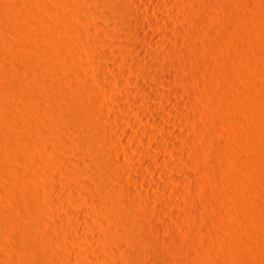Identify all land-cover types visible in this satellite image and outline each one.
<instances>
[{
	"label": "rangeland",
	"instance_id": "obj_1",
	"mask_svg": "<svg viewBox=\"0 0 264 264\" xmlns=\"http://www.w3.org/2000/svg\"><path fill=\"white\" fill-rule=\"evenodd\" d=\"M70 1L72 0H0V264H40L38 249L44 248L43 236L51 230L57 236L60 231V234L63 230L69 231V234L66 231L68 236H63L58 245L61 249L68 248L70 251L65 253L67 257L60 258L59 262H62L58 264H156L155 260H158L157 264H166V261L168 264L171 260L169 255L172 259H178L180 264L185 261V264H264V0H184L187 2H184L183 7L182 3L178 5L179 1H168L174 9L173 13L176 12L181 17L178 15L179 19H176L173 18L176 14H168L167 24L174 21L171 25L181 27L185 33L193 13L197 17L195 19L193 15L192 19L194 18V27H198V32L195 29L196 33L189 35V46H185L191 47L188 51L185 48L184 51L175 48L176 56L173 54L175 59H179L177 61L189 64L186 66L191 73L188 82L191 84H188L190 88L186 82H175V68L171 69L173 81L167 84L149 76L148 70H143L141 61L148 55L144 51L141 52L142 55L130 48V32L120 26L125 22L122 18L126 5H131V2L110 0L112 7L117 9V17L98 13L93 19H89L84 11L81 15L73 16V19L63 15L65 6ZM186 7L189 11L184 13ZM190 10H193L192 13ZM58 11L63 12L62 16H57L60 13ZM55 16L56 22L52 24ZM96 21L105 25L104 32L97 30ZM157 22L162 23L159 20ZM73 23L76 24L75 27ZM159 23L156 25L161 26ZM152 37V41L155 39V52L162 55L170 52L171 48L165 46L169 39L167 35L154 36V39ZM93 40L98 46L107 48L110 55L100 56L94 53V47L90 45ZM114 40L121 41L111 42ZM244 43L248 44L245 46ZM123 51L127 53L124 54ZM131 56L135 61L136 58L140 60L134 68L126 63ZM146 57L144 60L154 62L156 68L159 65L158 70L163 74L162 68L167 60L159 62L154 56ZM106 67L107 70L104 69ZM58 71L61 73L58 74ZM78 71L80 74H76ZM53 73L57 74L58 82L62 74L67 79L71 78L73 86H78V83L74 84V79L76 82L82 80L77 76L86 74L83 76L88 80L84 79L85 93L101 102H98L95 110L87 112L90 119L96 120H92L93 122L101 120L105 123L111 117L117 128L128 130L138 138L143 137L139 128H147L152 132V136L148 138L149 146L157 148L159 144L163 146L165 143V149L159 150L161 152L158 151L156 157L161 165L154 164L153 157L141 149L140 143L135 144L136 142L120 135L116 137L113 133L109 135L110 132H106L109 139H120L117 143L118 150L121 149L118 152L120 156L113 150L110 151L109 145L106 150L109 159H117L123 163H119L120 168H117L120 178L122 175L121 182L130 184L132 181L127 173L133 171L137 177L135 182L142 190L139 194V189L133 187V192L129 194L131 197L126 195V199L131 198L130 205L127 200L128 204L121 201L120 195H114L113 192L106 195L113 198V205L103 203L106 202L105 197L98 192L94 194L90 189L89 184L93 178L84 170L96 161L93 150L82 142V136L66 132V128L72 127V116L64 106L66 99L63 100L62 91L65 92V89L58 85ZM49 74L50 77L53 76L50 84ZM142 83L157 88L147 90L142 87ZM58 89H63L62 96ZM169 94L175 95V99H169L168 102ZM191 94L194 98H190ZM124 107L133 112L132 118L126 117L127 109ZM141 109L151 119L141 116ZM98 110L104 111L103 115L108 110V118L101 116L102 112L99 114ZM117 115L123 118L119 120ZM155 117L161 119L162 124ZM133 124L135 128L132 127ZM58 125L62 126L59 128ZM179 143L188 151H184ZM122 150L129 151L131 160ZM136 158L151 163V172L153 168L152 173L155 172L158 176L149 173L146 178ZM41 164L45 166L41 167ZM123 167H127L125 171L129 169L126 174L123 173ZM119 171H115L116 174ZM161 171H165L167 176ZM146 179H157L166 187L153 188L144 183ZM187 183L190 185L187 186ZM69 186L77 190L80 188V191H76L79 194L69 192L72 191ZM65 188L68 190L65 191ZM56 189H62L61 192L64 193L58 196L55 194ZM163 197L167 199H162ZM43 199L47 202L46 205ZM136 202L144 204H140L143 209ZM131 204L137 210L139 207L142 209L144 215L139 211L145 217L141 216V221L142 224L145 223L144 229H147L143 232L147 231L150 239L144 233V239L139 237L138 243H131L129 239L123 238L125 236L119 237L114 244L109 242L104 231L107 229L121 235L119 209L120 212L130 211ZM42 205L47 208L46 215H41L40 221L35 222L33 208ZM116 207L120 208L115 211ZM149 221L156 226L149 225ZM94 226L96 230L92 229ZM153 228H160L162 231L161 233L158 229L159 234H156L159 236L154 234L155 239L153 233L156 229L152 230ZM24 231L36 239L37 249L25 242ZM156 236L159 240L166 238V241H159ZM103 239L111 245L105 244ZM155 241L158 245L162 241V246H158ZM102 242L108 246H105L108 251H102L105 249ZM125 244L127 247L133 244L131 254L125 250ZM138 244L141 245L138 247ZM166 252L169 253L166 255L170 260L161 263V256ZM177 254L179 258L176 257ZM177 261L171 260L169 263L177 264Z\"/></svg>",
	"mask_w": 264,
	"mask_h": 264
},
{
	"label": "bare ground",
	"instance_id": "obj_2",
	"mask_svg": "<svg viewBox=\"0 0 264 264\" xmlns=\"http://www.w3.org/2000/svg\"><path fill=\"white\" fill-rule=\"evenodd\" d=\"M78 1V2H77ZM82 1V2H81ZM128 1V3L129 2H131L132 4L131 5H129V4H127L126 5V8H125V14H124V16H123V18L122 19H124V23H122L123 24V26H122V24H120V26L121 27H123L124 29H127V30H129L128 31V35L130 36V42H129V46H130V48L132 47V48H134V50L135 51H138V52H140V54H142L143 52L142 51H144V52H146V55H148L147 57H149V56H154V57H156L157 59H159V62L160 61H162L163 59H166L167 60V63L163 66L164 68H162V69H164L163 71V74H161L160 73V71L158 70L160 67H159V65H158V68H156L155 67V65H154V62H149V61H147V60H144V58L146 57V56H144V58H143V60L141 61L142 62V64H143V70H148V73L147 74H149V76H152V78H154V77H156L155 79H158V80H160L162 83H169L170 81H173L172 80V78H173V73H172V68H175L176 69V71H177V75H174L175 76V78L177 79V80H175V82L177 81H181L182 82V84L183 83H187V85L189 84L188 82H189V80H190V78H191V73L189 72V70H188V68H187V66L189 65H187V64H185L184 62H181V61H177V59H175V57H173V54H174V49L176 48V50H180V51H184V48H185V46L186 45H188V43H190V41H189V39H188V37H189V35H191V34H195L196 33V31H195V29H197L198 27H194V25H195V23L193 22L194 20V18L192 19V16L194 15V17H195V19L197 18L196 16H195V13H193V15L191 14L192 12L191 11H193V10H190V14H188V15H192L191 16V19H190V25H186L187 27H189V28H186V31H185V33L183 32L184 30H182V28L181 27H177L176 25V27H174V25L172 26L171 24H173V22L169 25V24H167L166 23V18H167V16H169L168 14H170V16H171V14L172 15H175L176 14V16L175 17H173V18H176V19H179V14H177L175 11V14L173 13V8L172 7H170V3H168V1H172V0H127ZM175 1H179L178 3H180V4H178V5H181V3H182V7H183V5H185V3L187 2H185L184 0H181V2H180V0H175ZM174 1V2H175ZM71 2V3H70ZM70 2H68V4H66V6H65V8H66V10L65 11H58V12H60V13H57V16H58V14H59V16H62V14H61V12L63 13V15L65 14L68 18H70V17H73V16H78V15H81L80 13H82V12H84V11H86V13H84V14H86V16H87V18H89V19H93V17L94 16H96V14L98 15V13H101V14H105V15H110V16H113L114 17V15L116 14V10H115V8L114 7H112V5H111V2H110V0H72V1H70ZM185 2V3H184ZM79 3H81L80 4V6L81 7H79ZM85 3V4H84ZM176 3V2H175ZM184 3V4H183ZM88 4H89V6H88ZM90 4H92L93 6V9H91L92 7H91V5ZM84 6H88V8L89 7H91L90 9H88L87 7V9L84 7ZM82 7H84L85 9H82ZM181 7V6H180ZM191 9H192V7H190ZM173 9V10H172ZM185 9V8H184ZM188 9V7H186V9H185V11H184V13H186L187 11H189V9ZM249 9V8H248ZM243 11V10H242ZM124 12V11H123ZM182 12H183V9H182ZM195 12V11H194ZM247 12H249V11H247ZM245 13V12H244ZM61 14V15H60ZM83 14V13H82ZM246 14V13H245ZM118 15V14H117ZM120 15V14H119ZM179 15V16H178ZM181 15H183L182 13H181ZM187 15V16H188ZM57 16H55L54 17V20L52 21V24L54 23V22H56V19H57ZM65 16V17H66ZM122 16V15H121ZM246 16V15H245ZM66 17V18H67ZM115 17H117L116 15H115ZM181 17V16H180ZM183 17V16H182ZM188 17H190V16H188ZM62 17H60V19H61ZM80 18V17H79ZM53 19V18H52ZM73 19H74V17H73ZM121 19V18H120ZM176 19H174V20H176ZM186 19V18H185ZM189 19V18H188ZM245 19H248V18H245ZM119 20V19H118ZM157 20H159V21H162V23L164 24V22L166 23V24H160L159 22H157ZM170 20H171V18H170ZM192 20V21H191ZM250 20V19H249ZM58 21V20H57ZM70 21V20H69ZM68 21V22H69ZM164 21V22H163ZM183 21V20H182ZM181 21V22H182ZM198 21H199V19H198ZM74 22H75V20H74ZM89 22H91L92 23V21L91 20H89ZM94 22V21H93ZM97 22V21H96ZM168 22V21H167ZM171 22V21H170ZM185 22V21H184ZM187 22V21H186ZM196 22V21H195ZM50 23V22H49ZM59 23V22H58ZM70 23V22H69ZM72 23V22H71ZM157 23H159L161 26H158V25H156ZM188 23V22H187ZM194 23V24H193ZM60 24V23H59ZM117 24V23H116ZM56 25V24H55ZM73 25H74V27H75V23H73ZM94 25V24H93ZM114 25H115V23H114ZM119 25V24H118ZM117 25V26H118ZM72 26V25H71ZM95 26V25H94ZM180 26V25H179ZM184 26V25H183ZM185 26V27H186ZM115 27H116V25H115ZM119 27V26H118ZM54 28H56V29H58L57 27H54ZM96 28H97V30L99 31V32H104V30H106L105 29V25H103V23H100V22H97L96 23ZM120 28V27H119ZM62 29V28H61ZM124 29H121V30H124ZM188 29V30H187ZM57 31V30H56ZM195 31V32H194ZM60 32V31H59ZM107 32V31H106ZM197 32H198V29H197ZM115 33V32H114ZM100 34V33H99ZM101 34H103V33H101ZM161 34H163V35H167V37L169 38V39H167V44H166V42H164V45L165 46H167V48L169 47V48H171V50H170V52H168L167 54H165V55H162V54H159V53H157V52H155V49H154V47H155V43L153 42L155 39V37L157 36V37H159V35H161ZM229 34V33H228ZM151 36H155L153 39V41L151 40ZM175 36V37H174ZM192 36V35H191ZM190 36V37H191ZM236 36V35H235ZM161 37V36H160ZM120 38V37H119ZM126 38H128V37H126ZM148 38H150V39H148ZM162 38V37H161ZM174 38H176V40L174 39ZM237 38V37H236ZM235 38V39H236ZM107 39V38H106ZM116 39V38H115ZM121 39V38H120ZM157 39V38H156ZM239 39V38H238ZM191 40V39H190ZM96 41V40H95ZM121 41V40H120ZM120 41H111V42H116V43H119ZM187 41H189L188 43H187ZM237 41H239V40H237ZM241 41V40H240ZM76 42H78V41H76ZM160 42V41H159ZM193 42V41H192ZM92 44H90V41H89V44L92 46V47H94V53H97V55H100V56H109L110 55V51H108L107 50V48L105 49L104 47H101V46H98L96 43H94V40L91 42ZM161 43V42H160ZM246 43V42H245ZM245 43H244V45H245ZM77 44V43H76ZM113 44H115V43H113ZM124 44V43H123ZM191 44H193V43H191ZM240 44H242V41H241V43ZM248 44V43H247ZM246 44V45H247ZM74 45V44H73ZM121 45V44H120ZM159 45V44H158ZM162 45H163V43H162ZM194 45V44H193ZM197 45H199V44H197ZM231 45H233V44H231ZM245 45V46H246ZM75 46V45H74ZM73 46V47H74ZM118 46V45H117ZM128 46V45H127ZM128 46V47H129ZM157 46V45H156ZM161 46V45H160ZM159 46V47H160ZM177 46V47H176ZM189 46V45H188ZM187 46V48H185V49H187L186 51H188V48H190V47H188ZM236 46V45H235ZM238 47L240 46V45H237ZM81 47V46H80ZM164 47V46H163ZM75 48V47H74ZM131 48V49H132ZM166 48V49H167ZM178 48V49H177ZM193 48H195V46L193 47ZM245 48V47H244ZM129 49V48H128ZM192 49V48H191ZM190 49V50H191ZM197 49V48H196ZM133 51V50H132ZM157 51V50H156ZM166 51V50H165ZM173 51V52H172ZM76 52H78V51H76ZM79 52H81V51H79ZM127 52H129L128 50H127ZM126 51H125V53H127ZM142 52V53H141ZM177 52V51H176ZM123 53H124V51H123ZM124 53V54H125ZM133 53H135V52H133ZM190 53V52H189ZM78 55H79V53H77ZM178 54V53H177ZM183 54V53H182ZM185 54V53H184ZM190 54H192V53H190ZM194 54V53H193ZM81 55H83V54H81ZM128 55V54H127ZM131 55V54H130ZM143 55V54H142ZM175 56H176V54H174ZM187 55V54H186ZM133 56V55H132ZM132 56H131V58H132ZM136 56H137V54H136ZM135 56V57H136ZM180 56V55H179ZM182 56V55H181ZM196 56V55H195ZM130 57V56H129ZM128 57V58H129ZM146 57V58H147ZM189 57H190V55H189ZM193 57H194V55H193ZM78 58H79V56H78ZM127 59V61H126V63L128 64V66L130 65V68H134L135 67V65H137V62H139L138 60H137V58H136V61L135 60H133V58L132 59ZM139 58V57H138ZM141 58V59H142ZM181 58V57H180ZM184 58V57H183ZM183 58L181 59V60H183ZM192 59V58H191ZM81 60H82V58H81ZM179 60V59H178ZM143 61H144V63H143ZM79 62H80V60H79ZM77 63H78V60H77ZM85 62H84V60H83V64H84ZM191 63V62H190ZM82 64V65H83ZM126 64V65H127ZM164 64V63H163ZM162 64V65H163ZM197 64V63H196ZM101 65V64H100ZM100 65H98V66H100ZM161 65V64H160ZM187 65V66H186ZM85 66V65H84ZM97 66V67H98ZM107 66V65H106ZM109 66V65H108ZM194 66V65H193ZM101 67V66H100ZM105 67V66H104ZM138 67V66H137ZM141 67V66H140ZM198 67V66H197ZM99 68V67H98ZM97 68V69H98ZM79 69V68H78ZM81 69H82V67H81ZM80 69V70H81ZM101 69H103V67H101ZM104 69H108V67H106V68H104ZM140 69V68H139ZM197 69V68H196ZM196 69L194 70V72H196ZM110 70V69H109ZM108 70V71H109ZM141 70V69H140ZM144 71V72H145ZM61 72H63V70L61 69ZM60 71H58L57 73L59 74V73H61ZM79 73H76V74H80V71H78ZM82 72V71H81ZM143 72V71H142ZM83 73V72H82ZM81 73V74H82ZM109 73V72H108ZM54 74V73H53ZM89 74V73H88ZM195 74V73H194ZM50 75L51 74H49V77H48V82H49V84L51 83V79H53V78H51V77H53V76H51L50 77ZM55 75V77H56V73L54 74ZM64 74H62L61 76H60V78H58L59 79V82H58V80H57V77H56V79H55V81L57 80V83H58V85L60 86H62L64 89H65V92L64 91H60V89L62 88H60V89H58L60 92H61V96H62V94L64 95L63 96V100L64 99H66L65 100V102H66V105H64V106H66L67 108L66 109H68V111H69V114H70V116H72L71 118H72V122H73V124H72V127H68V128H66V132H68V133H72V134H74V135H79V136H82L83 138H82V142L84 143V144H87V145H89L90 147H92V150H93V157H94V159L96 160L95 162L93 161H91L92 163L90 164V161H89V163L88 164H90L89 165V167L86 169V170H84V171H88L90 174H91V176H92V178L93 179H91L92 180V182H90V184H89V187H90V189L92 190V192L94 193V192H98V193H100L101 195H103L104 197H105V200H106V202H103V203H109V204H111V205H113V201L111 200V199H113V198H111L110 199V197H108V196H106L107 195V193H109V192H113V193H115L114 195H116V194H119L120 195V198L122 199L121 201H124L125 203H129V201H130V192L132 191V189H136V190H138L139 188H138V186H140V185H138L136 182H135V180H136V175L134 174V173H132V172H128L127 173V175H125V176H127L131 181V183L130 184H127V185H125V184H123V182H121L122 180H121V178H122V175H121V178H120V171L118 170L120 167H119V165L122 163V162H118L117 161V159H116V161H113V160H111V159H109V157H108V151L106 150L107 149V146L109 147V150L111 151V150H113L114 152H116L117 153V155H119L120 156V153H118V152H121V149H119L118 150V147H117V143H118V140H120V139H109L107 136H106V132H110V133H108L109 135L111 134V133H113L114 135H116V137L118 136V137H124V138H127L128 140H130V141H134L133 143H135V144H141L140 146H141V149H143V151H145L146 152V154H148V155H150V156H152L153 157V163L154 164H160L159 163V161L160 160H158L156 157H157V152L159 151V150H164L165 149V147L164 146H166L165 145V143H164V145L163 146H161V144H159V146L156 148V147H152V145L151 146H149V143H148V138H150L152 135H151V133L149 132V130L147 129V128H139V131L141 132V133H143L142 135H143V137H141V138H138V137H135V136H133L132 134H131V132H129L128 130H125V129H122V128H117L116 127V125L112 122V118L111 117H107V115H109L107 112H108V110H110V109H108V110H106V114L104 113V115H103V112L104 111H102V110H98L99 111V114L101 113V116L103 115V116H105L106 118H108V120H106V119H104V121H105V123H103L101 120H100V122H93L94 120L91 118H89L88 116H87V112H88V110L89 111H93V110H95L96 109V106L98 105V102H99V99H98V101L94 98V97H88V95H87V92L85 93V91H84V84H85V82H86V77L84 78L83 76L84 75H86L85 73L83 74V75H80V76H77V77H81L82 78V80H81V82H79V81H75V79H74V84H76V83H78V86H76V85H74L73 86V83H72V81L69 79V77H68V79L66 78V77H64L63 76ZM48 76V75H47ZM90 76V75H89ZM192 76H193V74H192ZM73 77V76H72ZM75 77V76H74ZM92 77V76H91ZM195 77V76H194ZM93 78H95L94 76H93ZM174 78V79H175ZM84 79H86V80H84ZM193 79V78H192ZM43 81L45 80V78L44 79H42ZM79 80V79H78ZM131 80V79H130ZM151 80V79H150ZM154 80V79H153ZM42 81V82H43ZM53 81V80H52ZM54 81V82H55ZM83 81V82H82ZM88 81V80H87ZM159 81V82H160ZM147 82V81H146ZM180 82V83H181ZM45 83H46V81H45ZM56 83V82H55ZM80 83V84H79ZM190 83H191V81H190ZM46 84H48V83H46ZM66 85L67 87H64L63 85ZM139 84V83H138ZM153 84V83H152ZM45 85V84H44ZM92 85H94L95 86V84H92ZM142 85V87H144V89H147V90H149V88H154V89H156L157 87H155L154 85H148V84H141ZM190 86H191V84H189ZM188 85V86H189ZM176 86V85H175ZM187 86V87H188ZM190 86H189V88H190ZM73 87H76V88H73ZM78 87V88H77ZM93 87V86H92ZM177 87V86H176ZM47 88H48V86H47ZM95 88V87H94ZM129 88V87H128ZM127 88V89H128ZM162 89V88H161ZM167 89V88H166ZM58 90H55L57 93H59L58 92ZM94 90V89H93ZM146 90V91H147ZM187 90V89H186ZM184 91V90H183ZM182 91V92H183ZM130 92V91H129ZM156 92V91H155ZM168 92V91H167ZM186 92V91H185ZM194 92V91H193ZM158 93V92H157ZM156 93V94H157ZM160 93V92H159ZM171 93V92H170ZM191 93V92H190ZM190 93H189V95H190ZM187 94V93H186ZM193 94V93H192ZM191 94V96L192 97H190V98H194L193 97V95ZM58 95H60V94H58ZM170 95V94H169ZM168 95V99H167V101L169 102V99L170 100H173V99H175V98H173V96L175 97V95H173V94H171L170 96ZM90 96V95H89ZM141 96V95H140ZM151 96V95H150ZM149 96V97H150ZM177 96V95H176ZM188 96V95H187ZM65 97V98H64ZM136 97V96H135ZM155 97V96H154ZM153 97V98H154ZM178 97V96H177ZM181 97V96H180ZM185 96H183V98H184ZM146 99V101H149V98L148 97H145ZM152 98V99H153ZM156 98V97H155ZM166 98H167V96H166ZM187 97H185V99H186ZM134 99V98H133ZM151 99V98H150ZM177 99V98H176ZM138 100V99H137ZM189 100V99H188ZM192 100V99H191ZM64 102V103H65ZM135 102V101H134ZM137 102V101H136ZM150 102H151V100H150ZM172 102V101H171ZM177 102V101H176ZM99 103H101V102H99ZM148 103V105L150 104L149 102H147ZM147 103H145V105L147 104ZM166 103V102H165ZM175 103V102H174ZM176 104V103H175ZM178 104V103H177ZM147 106V105H146ZM56 107V106H55ZM58 107V106H57ZM128 107V106H127ZM147 107H149V106H147ZM146 107V108H147ZM65 108V107H64ZM116 108V107H115ZM119 108V107H118ZM114 109V108H113ZM117 109V108H116ZM116 109H115V112H114V110H113V112H114V114H116ZM121 109V108H120ZM124 109H125V107H124ZM127 109V108H126ZM125 109V110H126ZM129 109V108H128ZM126 110V117H129V118H132V115H133V112L131 111H129V110ZM124 110V111H125ZM140 110V109H139ZM142 111H139L140 112V115L141 116H143V117H145V118H147L148 119V115H146L147 113H146V111L144 110V109H141ZM67 111V112H68ZM97 111V112H98ZM101 111V112H100ZM196 111V110H195ZM110 112V111H109ZM192 112V111H191ZM62 113V112H61ZM184 113V112H183ZM64 114V113H63ZM134 114H136V113H134ZM190 114V113H189ZM188 114V115H189ZM193 114V113H192ZM194 115V114H193ZM67 116V115H66ZM98 116V115H97ZM111 116V115H110ZM114 116V115H113ZM116 116V115H115ZM134 116V115H133ZM156 116V115H155ZM190 116V115H189ZM105 117H103V118H105ZM191 117V116H190ZM67 118H68V116H67ZM117 118L120 120L121 118H123V116H120V115H117ZM150 119H151V116L149 117ZM158 118V117H157ZM113 119H114V117H113ZM116 119V118H115ZM155 119H156V117H155ZM154 119V120H155ZM69 120V119H68ZM93 120V121H92ZM103 120V119H102ZM156 120H158L159 121V123H160V120L159 119H156ZM96 121V120H95ZM153 121V120H152ZM55 122V121H54ZM157 121H155V123H156ZM53 123V122H52ZM149 123V122H148ZM158 123V124H159ZM58 124V123H57ZM135 124V123H134ZM133 124V126L132 127H134L135 125ZM153 124V123H152ZM157 124V123H156ZM160 124H162V123H160ZM66 125V124H65ZM82 125H83V127H82ZM59 126V128L62 126H60V125H58ZM56 127V126H55ZM65 127V126H64ZM163 128H164V126H162ZM135 128V127H134ZM58 129V128H57ZM63 129V128H62ZM59 130H61V129H59ZM64 130V129H63ZM164 130V129H163ZM167 130V129H166ZM179 131V130H178ZM56 132V131H55ZM163 132V131H162ZM181 132V131H180ZM179 132V133H180ZM63 134V133H62ZM120 135V136H119ZM181 135V134H180ZM155 136V135H154ZM183 136V135H182ZM115 137V136H114ZM113 137V138H114ZM179 137V136H178ZM153 138V137H152ZM122 139V138H121ZM155 139V138H154ZM182 139H183V137H182ZM182 139H180V140H182ZM79 141V140H78ZM178 141V140H177ZM176 141V142H177ZM76 142H77V140H76ZM179 142V141H178ZM180 142H182V141H180ZM128 143V142H127ZM178 144V143H177ZM176 144V145H177ZM180 144V143H179ZM77 145H78V142H77ZM123 145V144H122ZM181 145V144H180ZM183 145V144H182ZM181 145V146H182ZM180 146V147H181ZM126 147H127V145H126ZM137 147H138V145H137ZM183 148V150L185 149V150H187V148H184V146H182ZM126 149V148H125ZM128 149V148H127ZM184 150V151H185ZM123 151V150H122ZM128 151V150H127ZM188 151V150H187ZM129 152V151H128ZM128 152H124L123 151V154H125V155H127V157L129 158V156H130V158H132V155L131 154H129ZM159 152H161V151H159ZM163 153V152H162ZM181 153V152H180ZM191 153V152H190ZM82 154V153H81ZM186 154V153H185ZM193 154H195L194 152H193ZM182 155H183V153H182ZM192 155V154H191ZM82 156H84L83 154H82ZM121 156H124V155H122L121 154ZM129 158V159H130ZM135 158V157H134ZM133 158V159H134ZM93 159V158H92ZM119 160V159H118ZM131 160V159H130ZM87 161V160H86ZM134 161V160H133ZM136 161H138L137 163L140 165V169L142 170L141 172H143L142 174L143 175H145V177H146V174H149V173H152L153 172V168H152V172H151V170H150V164L151 163H149L148 161H146V160H144V159H139V160H137V158H136ZM88 162V161H87ZM120 163V164H119ZM134 163H136V162H134ZM123 164V163H122ZM42 165V164H41ZM138 165V166H139ZM161 165V164H160ZM44 166H45V164H44ZM43 165L41 166V167H44ZM38 167H39V165H38ZM119 167V168H118ZM118 168V169H117ZM124 168V172L123 173H125V172H127V171H125L126 170V168L125 167H123ZM38 169V168H37ZM111 169H115V171H119V173L118 174H116V172L114 171L113 172V170H111ZM117 169V170H116ZM39 170V169H38ZM43 171V170H42ZM111 171V172H110ZM39 173H41L40 171H39ZM87 173V172H86ZM88 173V174H89ZM155 173V172H154ZM154 173H152V174H154ZM161 173L163 174V175H165V176H167V173L165 172V171H161ZM160 173V174H161ZM126 174V173H125ZM161 174V175H162ZM155 175V177H156V175L157 174H154ZM123 176H124V174H123ZM142 176V175H141ZM158 176V175H157ZM147 178V177H146ZM148 178H149V176H148ZM123 179H125L124 177H123ZM140 179H141V177H140ZM120 180V181H119ZM139 180V179H138ZM186 180V179H185ZM189 180V179H188ZM187 180V181H188ZM182 181V180H181ZM118 182H121V183H118ZM183 182V181H182ZM189 182V181H188ZM128 183V182H127ZM144 183L145 184H147V185H150V186H153V188L154 187H157V188H161V187H166L164 184H162V183H160L157 179H153L152 181H150V180H144ZM83 184V183H82ZM188 185H190V184H188L187 183V186ZM79 186V185H78ZM67 187V186H66ZM70 188H71V186H69ZM74 187V186H73ZM76 187H77V185H76ZM134 187V188H133ZM58 188V187H57ZM64 188V187H63ZM68 188V187H67ZM70 188H69V190H70ZM78 188V187H77ZM77 188H71V190L72 191H69V192H75L76 194H79V192L77 193L76 191H80V188L77 190ZM144 188H145V186H144ZM143 188V189H144ZM188 188V187H187ZM190 188V187H189ZM66 189V188H65ZM64 189V190H65ZM191 189V188H190ZM62 190V189H61ZM61 190L59 191V189L57 190L56 189V193L55 194H58V196H61V193H64L63 191L61 192ZM68 189H66L65 191H67ZM83 190V189H82ZM91 190H90V192H91ZM147 190H149V188L147 189ZM142 191V190H141ZM140 191V189H139V194L140 193H142ZM91 192V193H92ZM133 192V191H132ZM144 192V191H143ZM146 192V191H145ZM148 192V191H147ZM66 193V192H65ZM84 193V192H83ZM112 193V194H113ZM137 193H138V191H137ZM136 193V194H137ZM95 194V193H94ZM129 195L130 197V199L127 197V199H126V195ZM133 195V197H134V194H132ZM138 195V194H137ZM149 195V194H148ZM63 196V195H62ZM71 196H72V194H71ZM118 196V195H117ZM158 196V195H157ZM168 196V195H167ZM171 196V195H170ZM160 197V196H159ZM63 198V197H62ZM62 198H60V199H62ZM115 198V197H114ZM136 198V197H135ZM165 197H163L162 199H164ZM170 198H172V197H170ZM170 198L168 199V200H170ZM116 199H117V197H116ZM167 198H165V200H166ZM174 199V198H173ZM172 199V200H173ZM125 200H127V202L125 201ZM171 200V201H172ZM175 200H176V198H175ZM45 200L43 199V202H44ZM60 201V200H59ZM115 201V200H114ZM118 201V200H117ZM135 201H138V200H135ZM43 202H42V204H43ZM116 202V201H115ZM123 202V204L125 205V203ZM165 202H167V201H165ZM179 202V201H178ZM45 203H47L46 201L44 202V204ZM118 203V202H117ZM121 203V202H120ZM127 203V204H128ZM131 203H133V201L131 202ZM137 203V202H136ZM169 202H167V204H168ZM173 203V202H172ZM175 203V202H174ZM119 204V203H118ZM135 204V203H134ZM137 204H141V205H144V204H142L141 202L139 203H137ZM46 205V204H45ZM62 205V204H61ZM116 205V204H115ZM129 205H130V203H129ZM133 204H131V206H132ZM136 205V204H135ZM141 205H140V207H141ZM161 205H163V203L161 204ZM161 205H160V208H161ZM169 205V204H168ZM175 205V204H174ZM119 206V205H118ZM126 206V205H125ZM128 206V205H127ZM48 207V206H47ZM56 207V206H55ZM58 207V206H57ZM56 207V208H57ZM59 207H60V205H59ZM130 207V206H129ZM134 207H137V206H134ZM140 207H139V210H140ZM157 207V206H156ZM109 208V207H108ZM111 208V207H110ZM117 208V209H116ZM116 208H114L115 209V211L116 210H118L119 208L118 207H116ZM142 209H143V207H141ZM46 209L47 208H44V206L42 205V206H34V208H33V211H32V215H33V218L35 219L34 221L35 222H39L40 220V216L42 215L43 216V214H45V211H46ZM111 209H113V208H111ZM127 209V208H126ZM141 209V210H142ZM164 209V208H163ZM120 210L121 209H119V213H120V224H119V222H118V224L121 226V228H122V232L120 231V234L121 235H117V234H114L113 232H111V231H107V229H106V231H104V233H105V235L107 236H105V238H107V240L109 241V242H111V243H116V241H117V239H119V237H121V236H125V237H123V238H125V239H129L130 240V242L132 241V242H137L138 243V239H139V237L141 238V237H143V239H144V233H147V235H145V236H147L148 237V232L147 231H145V232H143L144 230H147V229H144V224L145 223H143L142 224V222L143 221H141L142 220V217L141 216H143L144 215V213H143V215L140 213V211L139 210H137V209H135V208H133V206H132V208L130 209V211H128L127 210V212H126V210L123 212H120ZM156 210V209H155ZM157 210H159V209H157ZM164 210H166V209H164ZM163 210V211H164ZM48 211V210H47ZM111 211V210H110ZM160 211H161V209H160ZM170 212V211H169ZM172 212V211H171ZM174 212V211H173ZM178 212V211H177ZM146 213H147V211H146ZM146 213H145V215H146ZM168 213V212H167ZM175 213V212H174ZM179 213V212H178ZM165 214V213H164ZM171 214V213H170ZM177 214V213H176ZM46 215V214H45ZM111 215H113V213H111ZM160 215V214H159ZM158 215V216H159ZM166 215H168V214H166ZM172 215V214H171ZM174 215V214H173ZM182 215V214H181ZM41 216V217H42ZM152 217H154V215H151ZM157 216V217H158ZM175 216V215H174ZM114 217V216H113ZM113 217H111V218H113ZM118 216L116 215V218H117ZM143 217H145V216H143ZM148 217V216H147ZM173 217V216H172ZM182 217V216H181ZM180 217V218H181ZM109 218V217H108ZM115 218V217H114ZM119 218V217H118ZM148 218H150V217H148ZM159 218V217H158ZM157 218V219H158ZM160 218L162 219L163 217L162 216H160ZM174 218H176V216L174 217ZM147 219V218H146ZM160 220V219H159ZM177 220H179V219H177ZM177 220H175V223H176V221ZM45 222V220L43 219L42 220V222ZM101 221V220H100ZM108 221H110V220H108ZM43 222V223H44ZM115 222V221H114ZM146 222H148L147 220H146ZM158 221H156V223H157ZM47 223V222H46ZM104 223V222H103ZM149 223H150V221H149ZM148 223V224H149ZM153 223V222H152ZM159 223H161V222H159ZM50 224H52V223H50ZM56 224V223H55ZM54 224V225H55ZM89 224H91V223H89ZM100 224V223H99ZM102 224V223H101ZM162 224V223H161ZM160 224V225H161ZM180 224H181V222H180ZM57 225V224H56ZM92 225V224H91ZM149 225H154V224H149ZM158 225V224H157ZM49 226V225H48ZM51 227L53 226V225H50ZM152 226L150 227V228H152ZM154 226H156V225H154ZM153 226V227H154ZM180 226V225H179ZM56 227V226H55ZM146 227H148V226H146ZM159 227V226H158ZM165 227L166 226H164V229H165ZM88 228V227H87ZM91 228V227H90ZM160 228H163V226L162 227H160ZM160 228H153L152 230H154V229H156V231L154 230V232L155 233H153V237L155 236V235H157V236H159L158 234H159V232H157L158 231V229L160 230ZM92 229H95V226H94V228L92 227ZM97 229V228H96ZM95 229V230H96ZM104 229V228H103ZM54 230V229H53ZM58 230V229H57ZM57 230L55 231V232H57ZM61 230H63V229H61ZM148 230H150V229H148ZM58 231H60V230H58ZM66 231H68V230H66ZM65 230H63L62 231V234H60L61 233V231H60V233L58 234V236L57 235H54L53 233H54V231H53V233H51L52 232V230H51V232H47L48 234L46 235V236H43V242H44V248H41V249H38L39 250V253L40 254H38V256L40 255V258H39V263L40 264H58V262H59V260H60V258L61 257H63L64 256V258L65 257H67V254H66V256H65V253H67L68 252V248H60L59 246L60 245H58L61 241L60 240H62V238H63V236H65V235H67V232H66ZM119 231V230H118ZM141 232H142V234H141ZM156 232L158 233V234H156ZM160 232L162 233V231L160 230ZM168 231H166V233H167ZM58 233V232H57ZM71 233H73V232H71ZM160 233V234H161ZM68 234H69V231H68ZM76 234V233H75ZM155 234V235H154ZM71 235V234H70ZM74 235V234H73ZM140 235H143V236H140ZM164 235H165V232H164ZM68 236V235H67ZM156 236V237H157ZM147 237H145V238H147ZM149 237H151V236H149ZM148 237V238H149ZM152 237V238H153ZM66 237H64V239H65ZM104 238V239H105ZM122 238V237H121ZM120 238V239H121ZM158 238V240H159V237H157ZM157 238H156V241H157ZM23 239L25 240V242L27 243V244H30L32 247H35L36 249L38 248L37 246H38V242H36V239L29 233V232H26L25 233V231H24V237H23ZM103 239V241H104V243L105 244H107V243H109L108 241H106L105 242V240ZM150 239V238H149ZM153 239H155V237L153 238ZM152 239V240H153ZM162 239H163V237H162ZM162 239H160V240H162ZM165 239V240H164ZM163 240L164 241H166V238H164ZM99 240V239H98ZM141 240V239H140ZM152 240H151V243H152ZM159 240V241H160ZM60 241V242H59ZM101 241V240H100ZM155 241V242H156ZM178 241V240H177ZM176 241V242H177ZM122 242V241H121ZM131 242V243H132ZM158 242V241H157ZM157 242H156V244H157ZM176 242H174V243H176ZM103 242L101 243V245L103 244L104 245V248H105V246H107V245H111V243L110 244H107V245H105ZM160 243V245H161V243H162V241L161 242H159ZM134 244V243H133ZM133 244H130V247H127L126 246V244H125V246H124V248H125V250H127V252L128 253H130L131 251H132V248H131V245L133 246ZM155 244V245H156ZM177 244V243H176ZM57 245H58V247H57ZM99 245V244H98ZM102 245V246H103ZM122 245V244H121ZM139 245H141V244H138L137 246L139 247ZM158 245V244H157ZM160 245H158V246H160ZM165 245V244H164ZM31 246H29V247H31ZM61 246H63L62 244H61ZM119 246H120V244H119ZM123 246V245H122ZM162 246V245H161ZM179 246V245H178ZM31 247V248H32ZM98 247V246H97ZM101 247V246H100ZM108 247V246H107ZM59 248V249H58ZM103 248V247H102ZM159 248V247H158ZM180 248H181V246H180ZM67 249V250H66ZM108 249V248H107ZM106 248L105 249H102V251L103 250H107ZM137 249V248H136ZM161 250V249H160ZM163 250V249H162ZM70 251V250H69ZM100 251H101V249H100ZM108 251V250H107ZM137 251V250H136ZM166 251H169V250H166ZM180 251V250H179ZM178 251V252H179ZM164 252V251H163ZM171 252V251H170ZM175 252V251H174ZM177 252V251H176ZM175 252V253H176ZM177 252V253H178ZM181 252V251H180ZM132 253V252H131ZM130 253V254H131ZM144 253V252H143ZM149 253V252H148ZM174 253V254H175ZM151 254V253H150ZM158 254V253H157ZM162 254V253H161ZM166 254H169V253H163L162 254V256H161V259L160 258H158V259H160L161 261V263H162V261L163 262H165L167 259H168V261L170 260L169 258H171V260H178V259H172V256L171 255H169V258L167 257V255ZM180 254V253H179ZM182 254H183V252H182ZM105 255H107V254H105ZM104 255V256H105ZM128 255V254H127ZM144 255H145V253H144ZM149 255V254H148ZM159 255V254H158ZM173 255V254H172ZM155 256V255H154ZM171 256V257H170ZM176 256V255H175ZM142 257V256H141ZM149 257V256H148ZM151 257V256H150ZM156 257H157V255H156ZM176 257H178V254H177V256ZM63 258V259H64ZM145 258V257H144ZM179 258V257H178ZM153 260H155L154 258H152ZM183 259V258H182ZM124 260V259H123ZM146 260V259H145ZM150 260V259H149ZM148 259H147V261H149ZM170 260V261H171ZM180 260V259H179ZM118 261H119V259H118ZM127 261V260H126ZM155 261H157L158 262V260H155ZM169 261V262H170ZM60 262H62V261H60ZM59 262V263H60ZM135 262V261H134ZM151 262V261H150ZM157 262H156V264H157ZM168 262V264H170ZM173 262V261H172ZM171 262V263H172ZM179 261H177V264H180V263H178ZM183 262V261H182ZM186 262V261H185ZM185 262L184 263H182V264H185ZM119 263H121V261L119 262ZM145 263H146V261H145ZM153 263V262H152ZM166 264H167V261L165 262ZM173 263H175V262H173ZM113 264H115V263H113ZM123 264V263H122ZM126 264V263H125ZM158 264H160V263H158ZM164 264V263H163Z\"/></svg>",
	"mask_w": 264,
	"mask_h": 264
}]
</instances>
